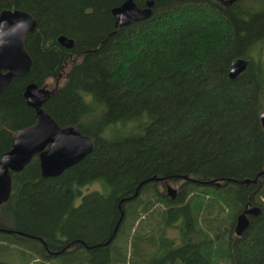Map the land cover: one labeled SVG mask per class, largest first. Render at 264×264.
Masks as SVG:
<instances>
[{
    "label": "trees",
    "instance_id": "obj_1",
    "mask_svg": "<svg viewBox=\"0 0 264 264\" xmlns=\"http://www.w3.org/2000/svg\"><path fill=\"white\" fill-rule=\"evenodd\" d=\"M123 1L0 0L36 19L30 72L0 92V156L35 121L31 82L51 90L58 125L94 140L58 176L37 155L11 173L0 264H264V174L236 182L264 170V0H155L116 30ZM235 58L248 66L231 79ZM249 199L262 211L236 236ZM221 244L224 256L210 249Z\"/></svg>",
    "mask_w": 264,
    "mask_h": 264
},
{
    "label": "water",
    "instance_id": "obj_2",
    "mask_svg": "<svg viewBox=\"0 0 264 264\" xmlns=\"http://www.w3.org/2000/svg\"><path fill=\"white\" fill-rule=\"evenodd\" d=\"M228 8L239 0H216ZM155 0H146L144 7H139L135 0H124L112 8L114 27L118 30L134 22L149 18ZM264 6V5H263ZM36 28V19L28 11L21 9H4L0 12V92L4 91L14 79L26 76L32 67V60L25 48L26 36ZM58 43L71 49L74 40L61 35ZM248 66V60L235 58L229 67L231 79L239 76ZM51 90L35 82L28 83L24 90L27 105L34 108L36 118L30 126L18 129L11 141V148L0 156V205L6 202L11 192V173L20 172L37 155L43 177H55L65 169L75 165L94 148L91 136L81 133L72 125L60 126L43 108L50 96ZM264 128V111L260 115ZM264 174L259 172L255 179L236 180L238 183L256 182ZM234 181V180H233ZM208 184L219 182L211 180ZM168 195L174 198L176 190L167 186ZM135 192L132 197L136 196ZM124 200V199H123ZM121 200V202L123 201ZM261 207L249 199L237 215L234 233L241 236L250 226V217L259 216ZM0 231H8L1 229ZM64 250V249H62Z\"/></svg>",
    "mask_w": 264,
    "mask_h": 264
},
{
    "label": "rangeland",
    "instance_id": "obj_3",
    "mask_svg": "<svg viewBox=\"0 0 264 264\" xmlns=\"http://www.w3.org/2000/svg\"><path fill=\"white\" fill-rule=\"evenodd\" d=\"M262 66H263V68H264V56H263V59H262ZM51 82H49V84H50ZM226 237H228L227 235L225 236V238ZM212 238H214L213 236H212ZM225 248H227V246L226 245H220V246H216V247H214L213 249L212 248H210L212 251H215V253L216 254H220V255H222V256H224V253H225Z\"/></svg>",
    "mask_w": 264,
    "mask_h": 264
},
{
    "label": "bare ground",
    "instance_id": "obj_4",
    "mask_svg": "<svg viewBox=\"0 0 264 264\" xmlns=\"http://www.w3.org/2000/svg\"><path fill=\"white\" fill-rule=\"evenodd\" d=\"M1 232H3V233H7L6 231H1Z\"/></svg>",
    "mask_w": 264,
    "mask_h": 264
},
{
    "label": "flooded vegetation",
    "instance_id": "obj_5",
    "mask_svg": "<svg viewBox=\"0 0 264 264\" xmlns=\"http://www.w3.org/2000/svg\"><path fill=\"white\" fill-rule=\"evenodd\" d=\"M166 192H167V190H166ZM167 194H168V192H167ZM174 197H175V193H174Z\"/></svg>",
    "mask_w": 264,
    "mask_h": 264
}]
</instances>
